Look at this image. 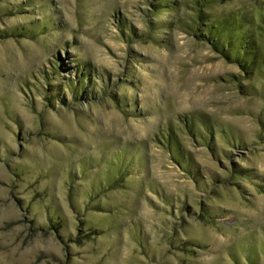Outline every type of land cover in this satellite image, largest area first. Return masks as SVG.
Masks as SVG:
<instances>
[{
    "label": "rangeland",
    "instance_id": "1",
    "mask_svg": "<svg viewBox=\"0 0 264 264\" xmlns=\"http://www.w3.org/2000/svg\"><path fill=\"white\" fill-rule=\"evenodd\" d=\"M203 9L250 15L264 49V0ZM194 17L0 0V264H264V78Z\"/></svg>",
    "mask_w": 264,
    "mask_h": 264
},
{
    "label": "trees",
    "instance_id": "2",
    "mask_svg": "<svg viewBox=\"0 0 264 264\" xmlns=\"http://www.w3.org/2000/svg\"><path fill=\"white\" fill-rule=\"evenodd\" d=\"M210 2L211 0H193L194 18H196L198 25L203 26V29H199L201 30L199 34L195 33V35L208 42L212 50L222 58L236 64L242 70V79H247L256 71H259L264 78V49L258 45L257 39L254 38L250 26L253 24L252 17L247 14H238L236 11L209 18V15H205L203 8H206ZM260 22L262 24L259 26V33L264 36V19ZM239 88L245 93L243 85L240 84ZM171 136L173 138V135ZM172 138L170 147L173 145V141L175 143ZM174 147V152L172 149L171 151L173 154L180 155L184 162L185 155L181 148L177 145ZM233 172L235 173L234 176L242 174L237 170ZM86 234L90 236L88 232Z\"/></svg>",
    "mask_w": 264,
    "mask_h": 264
}]
</instances>
